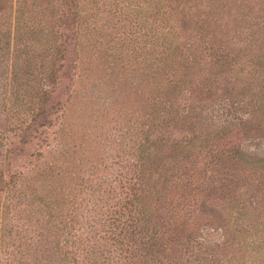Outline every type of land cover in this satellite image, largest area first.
Instances as JSON below:
<instances>
[{
    "label": "rangeland",
    "instance_id": "1",
    "mask_svg": "<svg viewBox=\"0 0 264 264\" xmlns=\"http://www.w3.org/2000/svg\"><path fill=\"white\" fill-rule=\"evenodd\" d=\"M0 264H264V0H0Z\"/></svg>",
    "mask_w": 264,
    "mask_h": 264
},
{
    "label": "trees",
    "instance_id": "2",
    "mask_svg": "<svg viewBox=\"0 0 264 264\" xmlns=\"http://www.w3.org/2000/svg\"><path fill=\"white\" fill-rule=\"evenodd\" d=\"M169 27H170L169 28L170 31L167 33V36L164 37V40H163L162 45H161V48L163 49L162 53L163 52L164 53L167 52L169 54V56H167L168 58H166V59H164V58L163 59L156 58L155 59V66H157V61H158L161 66H162V63H163L165 68H169L170 66H175V68L178 69L177 57L175 56L176 54L174 55V51H171L172 47L174 45H177L178 36H176V34L174 33L175 28H173L172 25H169ZM176 47H174V48L176 49ZM151 68L152 69L154 68L153 64H151ZM141 76H143V75H141ZM145 76H147V75H145ZM172 78H173V80H172V85L171 86H169V87L163 86V88L160 87V88H162L161 92L163 91V99L166 100V101H168L170 96H171L170 90L171 89L172 90L180 89L181 86L187 84L188 80L190 79V75H187L186 72H184L182 70H179V72L177 74L173 75ZM135 87H136V89L140 87V81L136 83ZM152 94H153V92H152ZM150 116H151V113L147 117L150 118ZM151 117L153 119L154 116H151ZM205 142H208V141L207 140H202L203 144L200 145V149H203V150L205 149V146L207 145V144H205ZM186 152H187V154L191 153L190 149L187 150ZM152 162H153V164H152L151 167H156L155 170H157L158 168L161 169L162 162H158V161H155V160L152 161ZM56 176H59V174H57Z\"/></svg>",
    "mask_w": 264,
    "mask_h": 264
}]
</instances>
